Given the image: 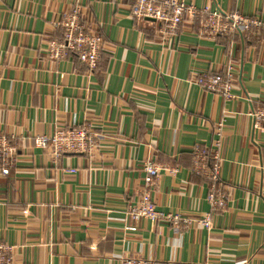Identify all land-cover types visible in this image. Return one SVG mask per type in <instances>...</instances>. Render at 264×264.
I'll use <instances>...</instances> for the list:
<instances>
[{"label": "crops", "instance_id": "crops-1", "mask_svg": "<svg viewBox=\"0 0 264 264\" xmlns=\"http://www.w3.org/2000/svg\"><path fill=\"white\" fill-rule=\"evenodd\" d=\"M180 1L264 23V0ZM132 3L0 0V136L16 146L9 174L0 173V241L14 247L12 264H264V126L248 116L264 106V28L206 37L197 18L170 33L132 16ZM73 5L101 39L95 70L73 55L47 57L61 38L53 24ZM228 63L232 98L197 84ZM81 127L99 134L90 155L54 161L34 145ZM196 144L221 158L226 206L210 228L195 222L210 210L209 182L192 171ZM146 160L164 168L150 189L156 210L177 222L127 217Z\"/></svg>", "mask_w": 264, "mask_h": 264}, {"label": "built area", "instance_id": "built-area-1", "mask_svg": "<svg viewBox=\"0 0 264 264\" xmlns=\"http://www.w3.org/2000/svg\"><path fill=\"white\" fill-rule=\"evenodd\" d=\"M80 8L76 5L61 14L59 21L54 22L53 27L61 33L59 40H52L47 46V57L51 60L65 59L69 55L75 56L89 69L95 70L102 58V44L100 37L85 30L80 23ZM130 13L135 18L147 19L162 23L167 32L173 33L184 19L199 18V31L206 37L220 35H234L249 32L252 28H264L263 21L257 16L247 17L237 11L221 12L211 10L209 6L197 8L187 5L180 0H133ZM233 74L231 64H227L222 73H213L200 76L197 84L213 93H218L224 98H232ZM253 121V127L264 126V106L248 112ZM221 124L218 126L220 130ZM99 134L90 127L59 128L52 136L34 137V145L38 148H49L54 161H58L63 154H92L98 145ZM192 155L195 167L193 172L203 175L209 182L207 200L209 212L200 219L195 220L206 228L211 227V213L222 210L226 206V197L219 188V171L221 158L216 151H207L201 145H194ZM16 146L5 136H0V173L9 174L15 160ZM162 166L151 160L143 163L144 190L134 204L126 208L127 217L133 222L146 218L151 222L160 220L177 222L180 217L172 214H164L156 210L150 189L154 186L158 173ZM174 173L176 169L166 168ZM71 173L73 169L69 170ZM190 223L191 219H184ZM135 231L134 226L126 227ZM14 247L0 241V264H12ZM120 264H154L152 261L140 258H123Z\"/></svg>", "mask_w": 264, "mask_h": 264}]
</instances>
